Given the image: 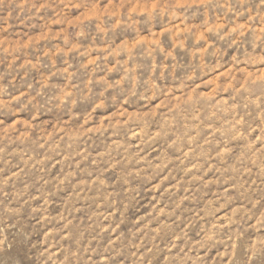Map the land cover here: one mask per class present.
Instances as JSON below:
<instances>
[{
	"label": "rangeland",
	"instance_id": "obj_1",
	"mask_svg": "<svg viewBox=\"0 0 264 264\" xmlns=\"http://www.w3.org/2000/svg\"><path fill=\"white\" fill-rule=\"evenodd\" d=\"M0 264H264V0H0Z\"/></svg>",
	"mask_w": 264,
	"mask_h": 264
}]
</instances>
